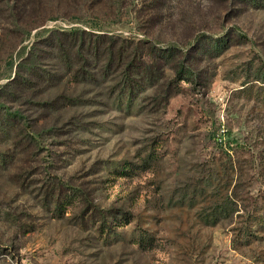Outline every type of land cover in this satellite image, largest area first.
Segmentation results:
<instances>
[{
  "label": "rangeland",
  "instance_id": "obj_1",
  "mask_svg": "<svg viewBox=\"0 0 264 264\" xmlns=\"http://www.w3.org/2000/svg\"><path fill=\"white\" fill-rule=\"evenodd\" d=\"M5 1L0 264H264V0ZM31 7L37 26L23 22ZM75 28L136 42L129 62L176 43L190 74L159 66L155 84L117 104L120 78L77 79L38 41ZM199 34L224 47L189 50ZM25 62L51 80L14 85L31 76ZM117 211L128 220L100 227Z\"/></svg>",
  "mask_w": 264,
  "mask_h": 264
},
{
  "label": "trees",
  "instance_id": "obj_2",
  "mask_svg": "<svg viewBox=\"0 0 264 264\" xmlns=\"http://www.w3.org/2000/svg\"><path fill=\"white\" fill-rule=\"evenodd\" d=\"M27 1L32 2L33 0ZM4 2L6 1L4 0ZM0 15H3V13L1 12ZM39 16L40 13L34 11V8L31 7V9H29L26 13L27 20L23 22L29 24L30 26H37L39 25ZM0 18H2V16H0ZM20 21V19H16L15 24L19 26L21 24ZM104 34L106 33H96L92 29L85 31V29L81 28L70 29L68 31L54 30L52 32H46L43 34V36L39 37L38 41L42 44V46L46 45L54 50L57 57L62 62L63 67L70 70L72 67H75L73 76H79L77 79L86 78L87 80H96V78L99 77V80H102L107 79V76L109 75L115 76L111 80L120 78L116 81V89L112 91L113 93L115 90H118L114 96V99H112V101L114 100L117 104H120L126 95L127 106H129L135 99L138 92L145 88V86L155 84L157 82L158 78H160V73L157 72L163 69V67L166 65H169L170 68L174 69L179 80L182 78H188L190 74L189 65L185 66V61L183 63L182 61L178 62L179 56L183 55V50L176 43H172L165 47L156 46L153 44L147 47V52L150 56L147 58V61L142 60L141 55L140 57L138 55L135 58H132L129 62L126 61L127 57L124 55V52L127 50V44H138L136 42H131L129 38L121 37V35L115 36L112 34ZM205 40L208 43V48L205 46ZM219 40L220 39L215 38L211 39V37L205 34H199L194 42H188V49L197 51L198 53L200 52L201 54L211 55L215 52H218L221 47H224V45H221ZM34 48L37 49L39 47L34 46ZM40 50H44V48ZM36 55L37 53H35L33 50L31 51V55L26 58L29 60L34 58ZM189 58L191 60V57ZM159 62H162V65H159ZM26 63L27 62H25V64L23 63V65H26ZM26 66H28L29 69L27 74L31 76L29 78H20L19 73H17V76L13 77L12 79L14 85L18 83V86H24L28 87V89H31L33 84H35L34 82H37L38 80H51L52 76L50 77L48 71L37 66L35 63L30 62V64ZM91 66H98L100 69L97 70V73H92L88 70ZM159 66H162V68L159 69ZM38 68L41 69L39 70ZM21 69L22 66L19 65L17 70L20 71ZM47 75L49 78H44V76ZM33 77L35 78V81L32 80ZM13 84H9V86ZM6 114L8 113L6 112ZM9 117L13 116L9 115ZM10 124L11 121H9L8 118L4 120L0 119L1 135L7 136V132L11 126ZM3 162L4 159L0 160V165ZM227 211L228 204L220 205L219 208L216 206L211 212L207 214L206 218L212 220L211 222H213L214 220H217V218H219L222 213H227ZM117 213L120 214L119 219L115 214H113V220L108 223L106 216H104L101 220L100 227L109 228L111 225L115 224V220L117 222L128 220L129 216L126 212L117 211ZM260 219L261 217L253 219V221L256 222ZM262 222H264V219ZM106 230L108 231V229ZM245 234L251 235L249 231L245 232ZM109 235L116 237L121 234L109 231Z\"/></svg>",
  "mask_w": 264,
  "mask_h": 264
}]
</instances>
